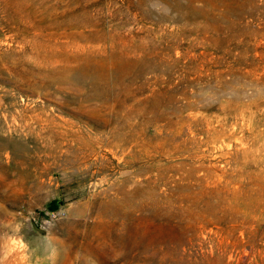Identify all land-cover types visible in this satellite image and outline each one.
<instances>
[{"label":"rangeland","instance_id":"rangeland-1","mask_svg":"<svg viewBox=\"0 0 264 264\" xmlns=\"http://www.w3.org/2000/svg\"><path fill=\"white\" fill-rule=\"evenodd\" d=\"M0 264H264V0H0Z\"/></svg>","mask_w":264,"mask_h":264},{"label":"trees","instance_id":"trees-1","mask_svg":"<svg viewBox=\"0 0 264 264\" xmlns=\"http://www.w3.org/2000/svg\"><path fill=\"white\" fill-rule=\"evenodd\" d=\"M49 207L52 209V210H55L58 206L56 204V202L52 201L49 203Z\"/></svg>","mask_w":264,"mask_h":264}]
</instances>
